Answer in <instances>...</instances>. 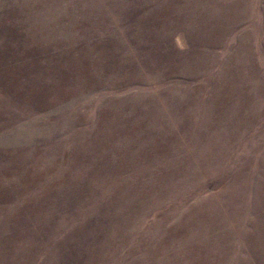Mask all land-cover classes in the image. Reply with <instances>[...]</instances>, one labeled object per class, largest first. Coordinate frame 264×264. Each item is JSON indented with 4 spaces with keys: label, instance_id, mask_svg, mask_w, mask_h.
<instances>
[{
    "label": "rangeland",
    "instance_id": "rangeland-1",
    "mask_svg": "<svg viewBox=\"0 0 264 264\" xmlns=\"http://www.w3.org/2000/svg\"><path fill=\"white\" fill-rule=\"evenodd\" d=\"M0 264H264V0H0Z\"/></svg>",
    "mask_w": 264,
    "mask_h": 264
}]
</instances>
